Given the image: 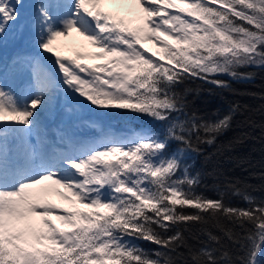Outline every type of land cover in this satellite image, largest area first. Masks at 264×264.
<instances>
[{"label":"snow or ice","instance_id":"1","mask_svg":"<svg viewBox=\"0 0 264 264\" xmlns=\"http://www.w3.org/2000/svg\"><path fill=\"white\" fill-rule=\"evenodd\" d=\"M22 7L0 0V43ZM29 27L37 51L11 64L30 72L25 92L0 72V264H259L264 200L234 184L247 207L206 197L186 163L246 106L207 120L178 87L200 79L229 89L217 77L248 80L255 74L240 68H264V0H39ZM88 46L95 51L80 50ZM62 96L69 116L89 104L130 110L164 131L117 135L89 123L91 140L67 125L50 134L42 116ZM196 225L207 236L199 248L185 236L198 240Z\"/></svg>","mask_w":264,"mask_h":264},{"label":"trees","instance_id":"2","mask_svg":"<svg viewBox=\"0 0 264 264\" xmlns=\"http://www.w3.org/2000/svg\"><path fill=\"white\" fill-rule=\"evenodd\" d=\"M239 71L252 72L255 75L248 80H234L227 75L217 77L227 81L229 89L219 88L200 79H188L178 90H187L189 111H194L207 120L222 117L233 103L246 106L235 114L231 127L217 138L216 144H201L203 151L190 153L186 163L191 165L193 175L197 172L201 174V182L196 188L198 193L212 199L223 196L225 203L247 207L242 195H237L235 189L227 185L234 184L236 188L246 191L257 200H264V68L247 67L240 68ZM87 108L94 113L104 114L106 120L118 122L121 126L142 124L157 133L162 134L164 131V124L130 110L100 109L90 104ZM246 120L253 121L254 124L246 123ZM238 140L241 142H237ZM176 147L172 143L170 151H175ZM209 156L211 159H206ZM200 228V225L193 228L198 240L185 233L188 243L197 248L201 246L200 242L207 240L205 234L199 233ZM212 231L220 235L215 229ZM171 234L172 232L168 233ZM134 243L147 250L156 248L154 244L146 241ZM225 243L228 244L227 241ZM228 247L232 248L230 244ZM258 259L259 264H264V253Z\"/></svg>","mask_w":264,"mask_h":264},{"label":"rangeland","instance_id":"3","mask_svg":"<svg viewBox=\"0 0 264 264\" xmlns=\"http://www.w3.org/2000/svg\"><path fill=\"white\" fill-rule=\"evenodd\" d=\"M38 2L39 0H23V7L20 8L21 16H20V19L17 25L12 26V28L10 29L7 42L0 43V72H3L5 74L4 82L7 83L10 87H12L13 91H15L16 94L18 95H19V91H17L18 81L26 82L27 79L30 77V72L27 69H25L23 71H18L14 73L11 70L12 62L10 64L9 61L13 60V58L18 53H32V52L37 51V48L35 46L34 39H33V33L29 25L36 11V5ZM109 7H112V6H109ZM21 25H23L24 27V31L22 33L19 31V27ZM79 39L80 38L76 36V34L74 33L72 37L69 38V41L78 42ZM145 47L155 50V45H152L151 43L145 44ZM80 50L81 51H95V49H92L90 46L86 48H82ZM62 54L72 55L73 51L72 50H62ZM84 62L85 63L86 62L100 63L101 61H84ZM8 76L11 79H8ZM18 86H21V85H18ZM23 90L25 92L26 88H23ZM55 111H57V114L59 112H62V116H60L59 121L56 123V128L58 126H64L66 123H69L71 127H73L77 131L81 129L86 130L87 127H89L88 124L84 122L83 123L82 122L73 123V119L76 116L68 115L66 108H65V98L63 96L61 97L60 102L58 103ZM90 111L91 110L84 108L80 116H83L88 121H92L99 127L107 128L108 130L116 133L117 135H129L136 131L146 130L143 127L127 126L126 128H121V126L119 125H114L110 122H107L102 115L100 116L94 115L90 113ZM51 116L53 115L52 114L43 115L42 120L46 122L45 120H49ZM50 202L56 204L60 208L68 207L65 201H62L59 197H56V196L50 197ZM56 223L59 224V221H56Z\"/></svg>","mask_w":264,"mask_h":264},{"label":"bare ground","instance_id":"4","mask_svg":"<svg viewBox=\"0 0 264 264\" xmlns=\"http://www.w3.org/2000/svg\"><path fill=\"white\" fill-rule=\"evenodd\" d=\"M11 62H12V60H10L9 61V63L11 64ZM8 74H10V73H8ZM8 79H11L9 76H8ZM21 81H18V84L20 83ZM22 83V88H27V86L29 85V83H30V80H27L26 82H21ZM12 88V87H11ZM12 90H13V88H12ZM58 111V110H57ZM56 112H54V113H52V115H54ZM50 115V114H49ZM52 117V116H51ZM53 118H55V116H53ZM46 122H44L45 124L48 122V120H45ZM77 122H84V123H86V124H88L89 125V123H93L92 121H88L87 119H85L83 116H76L74 119H73V123H77ZM65 125H67V126H70L71 127V125L69 124V123H66ZM91 128V127H90ZM89 127H87V129L85 130V129H81V130H76L77 131V134L79 135V133L80 132H82V131H88V135H87V137H85V138H83V139H86V140H91V139H93V138H95V136H96V131H95V129L94 128H91L90 129ZM105 129H107V128H105Z\"/></svg>","mask_w":264,"mask_h":264}]
</instances>
